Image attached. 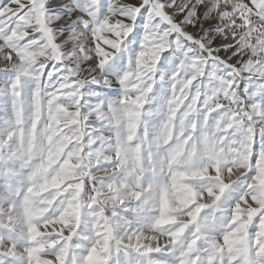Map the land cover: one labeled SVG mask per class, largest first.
Wrapping results in <instances>:
<instances>
[{
  "label": "snow or ice",
  "instance_id": "6c2138e0",
  "mask_svg": "<svg viewBox=\"0 0 264 264\" xmlns=\"http://www.w3.org/2000/svg\"><path fill=\"white\" fill-rule=\"evenodd\" d=\"M0 264H264V0H0Z\"/></svg>",
  "mask_w": 264,
  "mask_h": 264
}]
</instances>
